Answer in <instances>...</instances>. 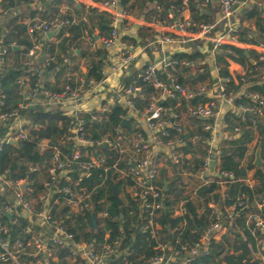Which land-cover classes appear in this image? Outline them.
Returning a JSON list of instances; mask_svg holds the SVG:
<instances>
[{
  "label": "built area",
  "instance_id": "1",
  "mask_svg": "<svg viewBox=\"0 0 264 264\" xmlns=\"http://www.w3.org/2000/svg\"><path fill=\"white\" fill-rule=\"evenodd\" d=\"M181 1L180 6L171 5L166 28L145 45H142L141 41L139 47L135 43L126 42L121 35V30L128 26L130 16L121 0H105L96 4L98 9L111 16V31L103 36L90 32L86 39L91 49L98 46V40L107 50L116 49L115 61L110 65L111 74H126L143 51L152 48L154 44L160 45L157 59L146 63L140 71L133 73L131 80L118 87L108 85L110 73L104 69V77L100 80L86 77L87 66L81 72L68 73L62 84H49L46 75L54 61L48 45L52 41L49 33L55 32L57 35L63 27L74 23L75 18L48 20L35 17L30 21L27 32L32 40V47L21 59L24 69L17 79L19 92L24 94L28 101L20 102L15 108H8L5 95L0 90V129L5 128V132L2 135L0 133V264H52L59 260L71 264H110L112 259L120 256L124 242L122 234L110 239L107 232L104 241L94 238L89 242L77 238L73 223L66 222L71 213L82 214L95 209L93 190L81 185L82 179L90 176L93 169H101L102 173H105L114 168L120 177L130 176L134 179L135 186L134 189L130 187V192L139 194L145 205L142 229L156 240V253L144 264H189L199 256H216L218 249L214 243L225 234L235 231L234 220L246 206L247 209L242 214L247 224L253 223L264 232V200L257 203L255 209H250L245 194H240L231 205H222L220 201L213 199L205 202L203 209L209 213L210 223L198 242L191 241L186 222L181 227L185 235L184 240L180 237L163 238L162 226L157 217L163 207L165 194L164 186L158 185L157 181L161 162L167 153L176 168L182 167L183 153L179 151V147L183 143L181 136L186 133L183 116L201 119L203 129L210 133L205 140L208 153L198 170L201 186L241 180L226 169L218 167L214 173L210 171V161L219 158L217 143L223 126L220 117L221 102L230 103L232 110L242 116V120H245V112L252 114L253 126L264 119V97L258 92H251L249 96L252 104L236 105L235 99L239 94L227 88L231 78L221 76L220 65L215 62L217 76L212 77L213 82L198 84L196 89L180 82L178 75L181 68L185 66L192 69L197 63L179 61L173 55L181 53L178 52L180 50L172 52L173 49L164 47L204 40L213 43L212 49L215 52L226 42L227 34L235 30L233 19L237 9L242 7L241 12H244L251 5L263 9L264 0ZM191 6L201 12L207 11L208 14L216 9V18L201 21L183 15ZM222 24L225 31L217 34L216 29ZM160 25L164 24L160 22ZM13 46H16L15 43ZM256 49L260 51V58L264 59V46H257ZM3 57L0 51V60ZM3 69L0 62V72ZM57 71L58 69L53 73L54 78ZM141 81L152 83L156 89L145 107L136 106L132 100L135 96L144 98ZM209 86L214 90V96L206 102L191 103L198 93H207ZM182 99L186 101L185 109ZM37 104L42 105L45 111L60 109L63 115L71 118V126L64 132L61 140L73 143V151L68 154L62 149V142L42 138L37 145L38 150L41 153L50 152V157L43 164L29 163L24 176L13 177V173L19 174L18 168L13 169L9 163L4 164L1 156L7 145L12 146V158L19 156V144L28 139L30 129L34 127L31 118L23 116L21 110ZM116 105H121L127 110L126 117L135 119L134 132L128 134L125 131V119L121 126L114 127L98 138L92 137L86 120L105 122ZM240 130V126H237L235 133ZM196 138L199 139L200 136L196 135ZM104 147L116 154L112 164L108 162L109 156L99 151ZM119 161H125L127 165L121 167ZM32 174L42 179L43 188L37 192L35 178L30 177ZM244 183L251 185L252 182L247 178ZM184 202L182 201L177 209L180 215L186 217L189 209L182 207ZM6 212L11 214L10 218ZM108 216L106 209L97 210V219L101 225H104ZM5 217L18 225L20 217L26 218L28 223L21 227L24 236L10 239V225ZM120 230L124 233L122 227ZM261 246L264 247V238L257 239V247ZM253 258L264 262V253L258 249ZM218 264L226 263L220 261Z\"/></svg>",
  "mask_w": 264,
  "mask_h": 264
},
{
  "label": "trees",
  "instance_id": "2",
  "mask_svg": "<svg viewBox=\"0 0 264 264\" xmlns=\"http://www.w3.org/2000/svg\"><path fill=\"white\" fill-rule=\"evenodd\" d=\"M102 2L105 0H94ZM30 0H3L2 9L4 12L15 13V8L21 4H27ZM124 8L135 13L138 16H143L145 19L163 20L168 18V13L171 5L180 6L181 0H121ZM39 9H35L30 14V18L35 17L46 18L49 20L55 19L56 16L62 18H75V22L69 26L63 27L57 34L59 43L57 46L52 41L48 43L49 50L56 60V64L60 65L56 73V77L62 78L66 73L81 72L80 60L86 61L89 76L100 80L104 77V58L107 56V49L97 46L95 49H90L89 45L84 49L80 46V40L98 29L97 36L109 34L111 31V16L106 12L99 11L96 7H88L80 4L81 7H75L76 16L72 17L69 14L61 15L56 5L55 0H39ZM87 9V10H86ZM40 13L37 15V13ZM87 12V13H86ZM192 16L194 20H214L216 9L209 16L201 13L198 8L191 6ZM86 17L83 18V14ZM14 14L12 18L0 24V45L3 48L2 56H6L8 52H12L15 56L13 66L9 69H3L0 72V90L5 95L6 107L15 108L20 102H27L24 94L19 92V84L17 79L23 74V65L21 59L24 53L32 47V41L27 34V19L15 21ZM59 18V17H56ZM244 19H252L255 23V28L244 27L241 30L232 31V36L236 35L237 39L243 42L264 45V9H258L256 6L246 8L241 21ZM68 32V35L65 33ZM63 36V39L60 36ZM13 43L21 46L22 49L13 48ZM202 44L201 41L193 42L192 52L175 53L173 57L179 61L188 60L200 64L206 59L207 53L201 52L197 46ZM212 46V44L210 45ZM57 47V48H56ZM73 47L75 48L73 50ZM79 49L80 53H76ZM260 53L254 49L242 48L232 44H222L214 52V61L220 65V75L229 76L231 80L227 83V88L237 92L243 84H248V92L243 93L235 99V104H252L249 96L251 92H258L264 97V82L261 78V69H264V59L260 58ZM239 63L245 68V73L238 74L236 77L239 80L237 84L234 81L232 74L229 71V61ZM55 65L52 63L51 68ZM72 71V72H71ZM161 77H163L161 75ZM179 81L189 86L191 89H196V85L204 84L205 81L214 79L211 76V69L209 65L200 64L198 71L193 74L189 67H182L178 75ZM244 79V80H243ZM59 80V79H58ZM131 80V77L125 79V82ZM143 88L144 98L135 96L132 98L135 105L138 107H145L150 101L151 94L156 90L152 83L140 82ZM206 96L203 93H198L191 103L197 104L199 102H206ZM168 103V102H166ZM186 101L182 99V106L185 109ZM23 116L31 118L34 127L30 129L27 140L21 142L18 147L19 156L11 157L12 146L7 145L4 154L1 156V161L4 164H10L13 169L18 168V173H13V177L24 176L29 163L43 164L48 159L51 153H41L38 150V143L42 138H49L52 142H62L64 132L71 126V118L63 115L60 109L45 111L42 105L27 106L21 110ZM127 110L121 106L116 105L108 114V119L105 122L86 120V126L90 128L92 137L98 138L103 133L112 130L114 127L121 126L124 120L127 122L123 128L130 134L134 132V123L132 117H126ZM242 116L234 110H230L224 115V122L226 124L225 131L228 136L222 140L219 146V168L232 171L237 178L249 177L250 171H253L252 178L253 185L245 184L241 181L228 183L225 193L222 195L215 192V184L209 183L201 186L198 189V199H191L189 206V214L186 217L176 215L175 212L182 201L190 200L191 195L186 193L183 186L182 171H198L207 156L208 145L206 138L210 135L202 126V120L199 118H192L199 122L197 129L188 130L182 135L184 145L181 147L183 152L182 167L177 168V173L174 177H169L165 173L162 174L164 178L157 181L158 185L164 186L168 182L167 188L164 189L165 198L163 200V207L158 212V221L162 226L163 238L180 237L184 240L185 235L182 233V225L186 222L190 239L193 243L199 241L200 236L206 231L209 223V213L203 209L205 202L209 199L220 201L222 205H231L240 194H245L246 199L250 205V209H255L254 204L256 200H264V119L258 121L256 126L252 125L253 115L245 112ZM240 126L239 133H235V128ZM259 134L258 142L252 150L250 157H247L249 152V143L254 138V131ZM5 132V128L0 129L1 135ZM200 136L196 141H192L194 134ZM62 149L68 154L73 151V143L62 142ZM257 148L261 151L263 164L261 166L255 165V152ZM99 151L109 156L108 162L112 164L116 154L109 151L106 147L99 149ZM127 163L119 161V166L124 167ZM34 177V175H30ZM76 178L77 175L75 174ZM36 191L43 188L42 179L35 176ZM64 180L61 179V182ZM61 184V183H60ZM81 185L87 186L88 189L93 190L92 197L95 205L93 211L85 213L74 214L71 213L66 219L69 224L73 223V228L76 231L77 238H82L86 241H93L95 238L98 241H104L105 235L109 232V238L114 239L119 235H123L124 242L121 248V254L115 259L111 260L110 264H144V262L156 253L154 246L156 240L150 234L142 229L145 215V205L143 199L139 194L125 193L126 199L122 205H118L114 198V189L120 195L125 192L126 188L132 187L134 189L135 181L132 177H120L119 173L110 168L107 172L102 173L101 169H93L90 176L84 177ZM209 188L211 190L209 191ZM134 192V191H133ZM106 209L109 216L105 219L104 225L97 219V210ZM67 211V210H66ZM92 214L97 219V227L92 223ZM5 220L10 225V239H15L17 236H24L21 227L28 223L26 218H19V225L11 223L5 217ZM72 226V225H71ZM235 231L233 233L225 234L219 241L214 243L217 247L218 253L214 257L199 256L189 264H218L224 261L226 264H264L260 259L253 258L256 250H261L264 253L263 247H257V239L264 238V232L255 227L253 223L247 224L243 214L237 215L234 220ZM120 227L123 228L124 233L121 232ZM52 264H71L65 260H59Z\"/></svg>",
  "mask_w": 264,
  "mask_h": 264
},
{
  "label": "crops",
  "instance_id": "3",
  "mask_svg": "<svg viewBox=\"0 0 264 264\" xmlns=\"http://www.w3.org/2000/svg\"><path fill=\"white\" fill-rule=\"evenodd\" d=\"M38 2H39V0L38 1L30 0V2H28L26 5L25 4H21L18 7H16L15 8V13H14L16 15V17L14 18V20L15 21H21L23 19H25V20L27 19V25H28L30 23V21L32 20L29 17L30 14L32 13L33 10L39 9V7H40ZM55 2H56V5L58 6V9H59V12H60L61 15L69 14L72 17L76 16V13H75V10H74L75 7H78L76 5V3H79V5L80 4H84L87 9L90 6L96 7V4L99 3V2L94 1V0H75L76 3H74V4L70 3L67 0H65V1L64 0H55ZM0 4H1V7H2L3 0H0ZM80 7H81V5L78 8H80ZM251 7H253V5H251ZM241 9H242V7L237 9V11L235 13V17L233 19L234 20V25H235V30H233L234 32L236 30H241L244 27H250V28H253V29L255 28L254 20H252V19H244L243 21H241V18H242L243 13H244V12H241ZM98 10L101 11L100 9H98ZM86 13L83 14V16H82L83 18L86 17ZM129 13H130L129 14L130 16H129V19H128V22H127L128 26H127V28H123L121 30V35H122V37L124 38V40L126 42L135 43V45H137V47H139L141 41H142V45H145V43H147V41L153 40L158 35V33L161 30H164L163 28H166L165 25L169 21L168 18L163 19V20H158V19H156V20L153 19L152 20V19H145L143 16H138L135 13L130 12V11H129ZM201 13L208 14L207 11L206 12L204 11V12H201ZM216 13H217V10H216ZM14 14H12L11 12L9 13L7 11L4 12V10L2 9V11H0V24L5 22V21H7L9 18H12ZM39 14L40 13L38 12L37 15H39ZM211 14H208V15L210 16ZM108 15H109V13H108ZM183 15L191 17L192 16L191 8L190 9H186L184 11ZM56 17L62 18L60 16H56ZM215 18H216V14L214 16V19ZM160 22H162L164 25H160ZM221 31H223V32L225 31L224 28H223V24L219 25L217 27L216 33L218 34ZM92 33L93 34H97L98 33V29L95 28ZM27 34H28V32H27ZM65 35H68V32H66ZM28 36H29V34H28ZM56 36L57 35H55V34L52 35V36H49V37H52L50 39L52 40V42L54 44H57L59 42V39H55ZM82 39L85 41V44L88 46L89 43H88V41L86 39V36H84ZM225 39H226L225 44H232V45L239 46V47H242V48L254 49L258 53H260V51H258L256 49V47L257 46H261V45H255V44H251V43L240 41V40L237 39L236 35L232 36L229 33V34H227ZM196 41H201V43H202V44L198 45L197 48L201 52L208 54L206 59L204 61L202 60L200 62V64L209 65V67L211 69V76L212 77H216L217 76V72H216L215 66H214V62H215L214 61V52H213V49H212L213 43L212 42H206L204 40H196ZM193 42L194 41H187V42H185L183 44H180V45L179 44H176V45L175 44L174 45H164V47L167 48V49L168 48L169 49H173L174 51H172V52L180 50L178 52H188L189 53V52L193 51ZM211 44H212V46H210ZM15 45L18 46L17 44H15ZM19 47L20 48H15L13 46L14 50L22 49L21 46H19ZM159 47H160L159 44H157V45L154 44L152 48H147L145 51H143L139 55V57L136 60V62L131 66L130 70H128L126 72V74H122L121 72H115V73L111 74L112 70L110 69V65H112V63H114V61H115L116 49L114 48V49H111V50H107L108 57L104 58L105 60H103L104 61V68L103 69L106 72L108 71V74L110 73V76L108 78V85L110 87H118V86L122 85L125 82V79H128V78L132 77L133 73L140 71L144 67V65L146 63H148L149 61L156 60L157 57L160 54L159 50H158ZM89 48H90V46H89ZM74 49L75 48L73 47V50ZM0 51L3 52L2 46H0ZM76 53L77 54L80 53V50L77 49ZM14 61H15V56L13 55L12 52H8L7 55L4 56L0 60L2 67L5 68V69L11 68L13 66ZM53 63H54L55 66L53 68H51L50 71L47 73L46 80H47V82L49 84L57 86L58 83L59 84L64 83L68 73H66L62 78H58V76L56 78H54L53 77V73L55 72L56 69H58V67H60V65L56 64V60H54ZM86 63L87 62L83 60L82 63L80 64V70L81 71H82V69L83 70L86 69V67H85V66H87ZM200 64H197L192 69H190V72L195 74L198 71V67H199ZM228 68H229V71H230V73L232 74V76L234 78V81L238 84L239 80L236 77V75H238V74H242L243 75L245 73V68L242 65H240L239 63L234 62L232 60L229 61ZM260 71H261L260 73H261V76H262V78H261L262 80L261 81L264 82V69H261ZM54 81H56V83H54ZM209 81L210 80L208 79V81H205V83H208ZM198 84L196 85V88L198 87ZM210 85H211V83H210ZM248 86H249L248 84H243L240 87V90L237 91L236 93H238L239 96H240L243 93L248 92V90H247ZM108 92H110V91H108ZM214 94H215L214 90L212 89L211 86H209L208 92L204 93V95L207 98L206 100H209L212 96H214ZM232 109H233V107H232V105L230 103L221 102L220 117H221V119L223 121V123H222L223 126H222V129H221L222 134H221L220 139H219V141L217 143L218 148H219L223 138L225 139L226 136H228L227 131H225L226 124L224 122V118L223 117H224L226 112H228V111H230ZM132 120H133V123H135V119H132ZM183 125H184V130H185L186 133L188 132V130H194V129H197L198 126H200L199 122L194 121L191 117H188L186 115L183 116ZM197 133L198 132H196L194 134L195 136L192 137V141L198 140L196 138ZM258 138H259V134L255 130L254 131V138L249 143V152L247 154V157H250V155L252 154V150H253L254 146L258 142ZM183 145H184V142L179 147V151H181V152H182L181 147ZM258 149L259 148H257V150ZM257 150H256V152H257ZM256 152H255V158H256ZM260 157H261V151H260ZM261 159H262V157H261ZM262 161H263V159H262ZM218 167H219V158L217 160H215V169H217ZM177 172L178 171H177L176 166L173 164V161L170 159V157H169V155L167 153L163 157V160H162L161 165H160L159 179L164 178L162 176L163 173H165L169 177H174ZM190 174L193 175V187H192V189L190 191H188V193L191 194V198H190V200H187V201L185 200V202L183 203V206H182V207L187 208V209H189V206L191 205V201H192L191 199H194V200L198 199V189L202 185L201 184L202 183L201 182V178L199 177L198 171H182L181 175H182V180H183V186L184 187L186 186L184 184L188 182L186 180V178H188L187 176H189ZM252 174H253V171H250L249 177L239 178V179H241L240 181L244 183L245 179L248 178L252 182L251 185H253L254 180L252 178ZM159 179H158V181H159ZM215 183H216L215 184V192L220 193V194L223 195L225 193V191H226L228 183H226V184L225 183H220V182H215ZM167 184H168V182H165L164 183V187ZM128 192H130V187L126 188V190H125V193H128ZM186 193H187V191H186ZM120 197L123 199L122 196H120ZM123 201H124V199H123ZM259 202H261V201L256 200V203L254 204V207ZM179 206H181V205L179 204ZM176 211H177V213L175 212V214L176 215H180L178 213V209ZM174 264H178V263H174Z\"/></svg>",
  "mask_w": 264,
  "mask_h": 264
},
{
  "label": "water",
  "instance_id": "4",
  "mask_svg": "<svg viewBox=\"0 0 264 264\" xmlns=\"http://www.w3.org/2000/svg\"><path fill=\"white\" fill-rule=\"evenodd\" d=\"M67 1H69V2L72 3V4L76 3L75 0H67ZM76 5H77L78 7L80 6L79 3H76ZM91 32H92V31H91ZM54 34H55V32H51V33H49V36H52V35H54ZM93 37H94V39L97 40V36H96V35H94ZM98 46L101 47V48H104V45H103L99 40H98ZM15 48H20V47H19V46H15ZM88 76H89V73L86 74V77H88ZM12 142H13V143H16V141H12ZM262 164H263V161H262V159H261V157H260V150L258 149L257 152H256L255 165H256V166H261ZM210 171H211V173H214V171H215V159H212V160L210 161ZM25 185H26V183L22 185V188H24ZM164 188L166 189V188H167V185H165ZM210 190H211V188H209V191H210ZM114 198H115V200H116V202H117L118 205H122V204H123V199H122V198L120 197V195L117 193L116 189H114ZM245 209H247V206L244 207L243 209H241V210L239 211V214H242V213L244 212ZM6 215H7V217H9V218L11 217V214L8 213V212H6ZM92 223H93V226L96 228V227H97V221H96V218H95L94 215H92Z\"/></svg>",
  "mask_w": 264,
  "mask_h": 264
},
{
  "label": "rangeland",
  "instance_id": "5",
  "mask_svg": "<svg viewBox=\"0 0 264 264\" xmlns=\"http://www.w3.org/2000/svg\"><path fill=\"white\" fill-rule=\"evenodd\" d=\"M60 38L61 39H63V36L61 35L60 36ZM55 39H57V37L55 38ZM54 39V40H55ZM59 43V42H58ZM58 43L57 44H54L55 46H57L58 45ZM80 46L81 47H83L84 49H87L86 47H87V45L85 44V41L83 40V39H81L80 40ZM82 60V59H81ZM80 60V64L82 63V61ZM6 66V65H5ZM72 72V71H71ZM188 178H186V180L188 181L187 183H185L184 185H186L184 188H185V190L187 191V193H188V191H190L191 189H192V187H193V175H189V176H187ZM191 195V194H190ZM120 196H122L123 197V199L125 200L126 199V197H125V192H123L122 193V195L120 194Z\"/></svg>",
  "mask_w": 264,
  "mask_h": 264
}]
</instances>
